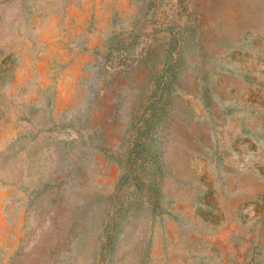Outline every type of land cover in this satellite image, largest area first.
Wrapping results in <instances>:
<instances>
[{"label":"rangeland","instance_id":"374dc122","mask_svg":"<svg viewBox=\"0 0 264 264\" xmlns=\"http://www.w3.org/2000/svg\"><path fill=\"white\" fill-rule=\"evenodd\" d=\"M0 264H264V0H0Z\"/></svg>","mask_w":264,"mask_h":264},{"label":"trees","instance_id":"16d2710c","mask_svg":"<svg viewBox=\"0 0 264 264\" xmlns=\"http://www.w3.org/2000/svg\"><path fill=\"white\" fill-rule=\"evenodd\" d=\"M139 144H136L135 146L137 147Z\"/></svg>","mask_w":264,"mask_h":264}]
</instances>
